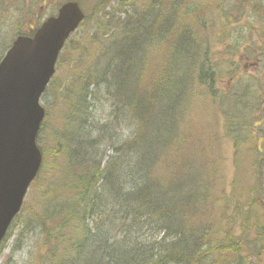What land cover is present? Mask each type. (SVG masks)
Here are the masks:
<instances>
[{
  "label": "trees",
  "instance_id": "16d2710c",
  "mask_svg": "<svg viewBox=\"0 0 264 264\" xmlns=\"http://www.w3.org/2000/svg\"><path fill=\"white\" fill-rule=\"evenodd\" d=\"M143 32L140 45L109 49L118 59L103 72L109 75L106 81L111 83L110 88L122 98L125 113L134 114L131 119L141 124L120 151L125 148L126 157L101 169L98 153L89 151L91 145L98 149L104 141L100 131L101 134L90 135L88 147L84 145V134L77 140L78 148L76 141L66 144L68 166L54 149L55 158L48 169L45 167L46 177L37 189L42 191L39 224L48 246L45 264H220L216 252L222 258L236 254L237 241L226 234L216 239V227L207 216L214 196L208 188L223 180L225 174L212 180L208 176L207 168L212 167L216 158L206 161L201 140L196 145L199 158L193 149L184 148L189 153L182 149L185 141H173L178 134L182 140L181 127L187 111L185 104H181L182 77L173 75L178 61L186 54V38L181 40L182 47L177 41L176 51L164 67L166 74L152 83L150 76V89L145 87L140 93L143 56L148 58L154 39L159 42L157 35L148 34L151 30L145 22ZM100 33L99 26L98 35L74 52L97 55L103 39L110 34L107 31L101 37ZM169 74L172 79L167 77ZM91 84H68L66 101L70 115L89 109V97H93ZM101 84L106 85L103 80ZM75 122L79 124V134L83 133V125ZM103 130L107 132L105 126ZM196 160L203 162L202 173L201 169L196 172L197 168L188 166ZM56 172L58 176L54 177ZM194 174L200 175L193 177ZM99 181L102 186L97 188ZM222 201L218 196L214 203ZM226 204L227 209L232 208L229 198ZM197 216L202 221L196 226Z\"/></svg>",
  "mask_w": 264,
  "mask_h": 264
},
{
  "label": "rangeland",
  "instance_id": "374dc122",
  "mask_svg": "<svg viewBox=\"0 0 264 264\" xmlns=\"http://www.w3.org/2000/svg\"><path fill=\"white\" fill-rule=\"evenodd\" d=\"M18 1V0H15ZM63 0H20L18 3L20 5V9L16 12L11 13V16L1 17L0 16V28H3L4 31H0V57L3 55L4 51L7 47H9L10 43H12L15 38L14 30L17 29V26H13L17 21H20L24 17L33 13L37 17H32V22L35 24L40 23L38 20L41 15L46 18L51 15L62 3ZM85 12L90 15V12L94 6V9L98 8V5H104L106 2L108 3V8L113 6H117L120 2L126 3L129 0H78ZM150 1V0H149ZM193 9V13L195 12H203V5L206 3L209 6H224L225 0H188ZM43 2L46 4L43 5ZM142 1H139L141 3ZM138 3V4H139ZM1 9V5H0ZM114 14L116 10H111ZM89 15V16H90ZM209 17V14H206ZM215 15L218 16L219 12H215ZM88 16V17H89ZM89 19V18H88ZM87 22L85 26H87ZM220 20L215 18L213 21V25L209 24L207 29H201L200 34L196 37H201L204 31H209L207 34L210 38V57H211V65L214 67L218 74L214 81H210L207 83V86H204L202 79L197 77V74L192 73L189 78V74L187 71L188 65H186L184 72L182 73V82L185 84L187 82L188 88L185 90L186 98V118H188L187 125L190 126L187 129V132L184 133V139L181 140L178 134L174 136L173 139L175 144L180 142H184L182 149L186 148L187 150L193 149V153L196 156L199 154L196 151V145L198 141H202L205 148L208 146L207 156L210 158L215 157L216 160L213 162L212 166L216 167L219 161H222V165H224L223 172L226 177L223 180H219L217 184H213V187L210 188V192L213 195L220 196L222 198L229 197L232 204L237 202L238 196H240L242 202L246 203L247 200L257 199L260 201V207H264V172L260 174L259 177H255L253 173L249 170L247 166L250 162L254 163L256 158V153L259 154L262 160H264V137H261L263 143L261 145L262 153H258L257 148V138L262 136L263 134V126H257L252 133L250 127L246 124L239 125L238 120H243L244 118H249L247 116H238L233 108V104L239 105L241 110H245L248 112L249 110L245 109L243 105L244 102L240 103L239 101L232 100L233 96H241L242 92H245L248 79L245 78H234L232 81V77L234 75L233 72H229V62L225 60L228 57L229 51L226 50L227 40L220 38L224 35L222 28H220ZM90 25V24H89ZM85 26L79 28L78 31L74 33V37L72 41L69 43L68 48L63 54L61 67L57 71L54 76V81L50 85L47 90V93L44 95L42 99L43 106L46 107L48 116L45 120V126L42 131L40 147L44 148V157L45 164L50 162L51 158V149L55 147L57 144L58 138L61 136V133L67 127V121L62 119L65 115V101L66 90L69 83V77L71 76V69L69 65L71 60L74 58L73 50L75 48H79L82 45L78 44L81 37L85 34L83 33ZM216 27L215 29H213ZM8 28V29H7ZM214 30V31H213ZM236 39V38H235ZM10 41V42H9ZM229 41V40H228ZM207 42V41H206ZM203 44L202 48L206 44ZM8 45L5 49L1 47ZM158 52V50H156ZM156 60L158 61V57L160 58L162 55H155ZM152 56V57H153ZM203 56V55H202ZM204 57V56H203ZM231 62V61H230ZM187 70V71H186ZM231 82V83H230ZM215 89L214 91L218 95L217 99H214L212 94L210 93L211 89ZM197 91V92H196ZM232 100V101H231ZM241 101V100H240ZM109 105L103 107V103L98 104L94 110V114L97 118H106V113ZM192 107L194 110L191 111ZM198 113V114H197ZM200 115V117H199ZM201 118L204 119L201 120ZM206 121V125H204ZM213 125V128H216L215 134L212 136L213 128L210 126ZM253 128V127H252ZM182 131H185V126L182 125ZM246 132L247 138L243 137ZM121 132V140H117L119 143H123L126 140L125 134H127L126 129L120 130ZM60 135V136H59ZM258 136V137H257ZM209 145H213L212 148ZM256 146L255 148H253ZM253 149V152H251ZM186 150V151H187ZM101 154L104 156V161H108L111 156H113V150L108 148V146H103L100 150ZM248 153V154H246ZM241 154L240 157H238ZM243 157V158H242ZM220 158V159H219ZM247 159V161H246ZM218 161V162H217ZM198 165L200 162H197ZM264 166V162H263ZM238 169L239 172L245 171L241 175L238 174V178L235 181V177H237ZM199 170L197 169L196 172ZM211 176V180L213 178H217L221 176L218 172H213ZM238 187L239 182H241V189H235V182ZM258 181V187L256 182ZM226 183V184H225ZM38 182L35 184L29 191V194L26 198V210L20 213V215L16 218V221L13 223V227L10 230V233L6 239V242L2 246V250L0 251V264H44L45 257L44 251L45 247L43 246V236H41L40 231L35 229L37 228V224H35V219L39 220V214L41 211V207L36 197V190L38 188ZM225 184V187H224ZM223 187L225 188L227 194L223 191ZM211 212V217H209V221L212 223H217V232L218 237L223 236L228 233V236L234 238L236 241L239 239L237 237V230L239 228L238 217L233 216L230 212L228 213L229 220L224 221V212L220 207L209 208ZM219 217V220H215L216 217ZM226 216V217H227ZM202 221V218L196 217L195 225L197 226ZM34 223V224H33ZM36 225V226H35ZM214 225V224H213ZM219 256V255H218ZM217 256V257H218ZM222 261V257H221ZM255 264H259L258 259H252ZM209 263V262H207Z\"/></svg>",
  "mask_w": 264,
  "mask_h": 264
},
{
  "label": "water",
  "instance_id": "95a60500",
  "mask_svg": "<svg viewBox=\"0 0 264 264\" xmlns=\"http://www.w3.org/2000/svg\"><path fill=\"white\" fill-rule=\"evenodd\" d=\"M59 13L35 38L20 37L0 65V242L42 162L35 143L45 115L39 96L64 41L83 18L75 2Z\"/></svg>",
  "mask_w": 264,
  "mask_h": 264
},
{
  "label": "flooded vegetation",
  "instance_id": "af4514ba",
  "mask_svg": "<svg viewBox=\"0 0 264 264\" xmlns=\"http://www.w3.org/2000/svg\"><path fill=\"white\" fill-rule=\"evenodd\" d=\"M239 1V6L231 5L221 12L223 27L231 32L230 39H238L232 44H243L237 50L230 48L232 71H264V0ZM262 87L264 93V84ZM262 104L261 111L251 114L250 120L260 122L264 134V95Z\"/></svg>",
  "mask_w": 264,
  "mask_h": 264
}]
</instances>
